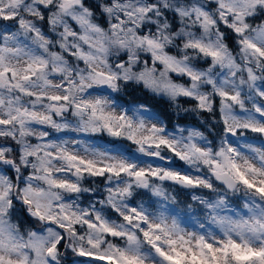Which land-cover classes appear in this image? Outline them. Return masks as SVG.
<instances>
[{
	"label": "snow or ice",
	"instance_id": "1",
	"mask_svg": "<svg viewBox=\"0 0 264 264\" xmlns=\"http://www.w3.org/2000/svg\"><path fill=\"white\" fill-rule=\"evenodd\" d=\"M0 264H264V0H0Z\"/></svg>",
	"mask_w": 264,
	"mask_h": 264
},
{
	"label": "trees",
	"instance_id": "2",
	"mask_svg": "<svg viewBox=\"0 0 264 264\" xmlns=\"http://www.w3.org/2000/svg\"><path fill=\"white\" fill-rule=\"evenodd\" d=\"M180 199L183 200V199H185V198L182 196V197H180ZM181 207H183V204H181Z\"/></svg>",
	"mask_w": 264,
	"mask_h": 264
}]
</instances>
